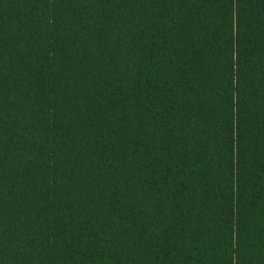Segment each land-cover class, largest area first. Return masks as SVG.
<instances>
[{
	"label": "trees",
	"instance_id": "trees-1",
	"mask_svg": "<svg viewBox=\"0 0 264 264\" xmlns=\"http://www.w3.org/2000/svg\"><path fill=\"white\" fill-rule=\"evenodd\" d=\"M0 264H264V0H0Z\"/></svg>",
	"mask_w": 264,
	"mask_h": 264
}]
</instances>
